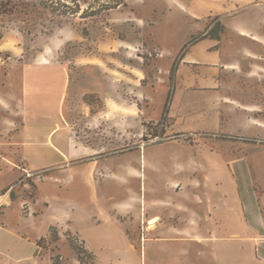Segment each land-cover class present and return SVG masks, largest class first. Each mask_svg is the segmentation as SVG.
Returning a JSON list of instances; mask_svg holds the SVG:
<instances>
[{"label": "rangeland", "instance_id": "1", "mask_svg": "<svg viewBox=\"0 0 264 264\" xmlns=\"http://www.w3.org/2000/svg\"><path fill=\"white\" fill-rule=\"evenodd\" d=\"M65 1L78 14L65 18L37 10L33 15L17 11L0 16V95L8 101L2 103L4 116L16 118L20 101L10 95L21 96L26 77L32 91H49L56 98L64 89L66 115L77 135L83 140L110 141L100 169L110 173L124 166L140 169L143 151L147 164L142 168L148 179L143 194L148 202L168 195V170L180 168L206 179L237 205V211L226 217L228 233L257 235L247 222L264 227V130L257 126V120L264 121V109L258 107L260 111L250 116L219 105L216 92L205 90L203 84L204 76L216 71L201 62L214 55L207 50L208 39L225 38L230 44L238 27L261 26L264 31V0H129L126 7L96 15L91 12L109 0ZM238 97L248 101L245 93ZM262 101L258 98L254 103ZM88 115L97 119L88 124ZM152 165L163 169L164 175H157ZM32 179L39 180L25 172L14 187L25 188L27 196L33 197L37 186ZM96 179L102 180V175ZM126 180L123 184V177H109L99 185L100 198L109 209L125 202L130 191L141 194L139 179ZM143 201L142 195L140 208ZM84 211L75 227L94 245L101 242L96 236L103 230L111 232L109 243L124 245L114 225L97 230L90 217L94 206ZM120 219L135 221L137 216ZM12 220L16 226L14 216ZM38 223L45 233L44 219ZM135 230H127L126 244L138 250L133 263L141 264L145 242ZM64 235L40 243L43 264H53L52 257H58V264H79L74 246L82 253L81 264H108V257L100 262L92 257L78 236ZM183 245L149 241L147 264L181 260L176 255Z\"/></svg>", "mask_w": 264, "mask_h": 264}, {"label": "crops", "instance_id": "2", "mask_svg": "<svg viewBox=\"0 0 264 264\" xmlns=\"http://www.w3.org/2000/svg\"><path fill=\"white\" fill-rule=\"evenodd\" d=\"M235 36L230 44L225 38L207 40V50L214 55L207 56L201 65L215 69L216 73L204 76L203 84L205 90L216 92L219 105L254 116L260 111L258 107L264 109V101L261 105L254 103L264 98V31L261 26L238 27ZM23 85L21 96L10 95L20 101L15 109L16 118L4 116L6 108L2 103L8 101L0 95V264L45 263L37 243L50 237L51 228L60 237L67 232L78 236L98 262L102 257L110 258L108 264H134L138 250L126 244L129 229H136L137 237L145 242L141 264H147L149 241L160 246L184 243L176 255L182 259H175L172 264H264V227L259 222H247L248 228L257 230V235L228 233L230 224L226 217L237 211V205L230 203L221 189L186 170L173 168L165 179L168 195L148 202L143 194L148 190L147 170L142 168L147 164L143 151L140 169L124 166L112 173L100 169L110 141L83 140L77 135L66 115L64 89L55 98L49 91H32L29 77ZM240 93H245L248 101L241 100ZM86 118L88 124L97 119L94 115ZM257 121V126L264 130V121ZM152 166L157 175H164L163 169ZM25 172L39 179H32L37 186L33 197L27 196L25 188L14 187ZM99 173L102 180L96 179ZM109 177H123V184L126 177L139 179L141 194L130 191L125 202L109 209L98 192L99 185ZM142 195L140 208L138 201ZM25 206L28 213H24ZM90 206L96 210L90 217L96 221L97 230L105 224L114 225L124 240L123 246L109 243L113 237L105 230L98 232L96 237L101 242L96 246L75 227V220L83 218L84 210ZM131 215H136L137 220L120 219ZM40 219H44L45 233L38 229ZM77 262L81 264L79 259ZM152 264L158 262L153 260Z\"/></svg>", "mask_w": 264, "mask_h": 264}, {"label": "trees", "instance_id": "3", "mask_svg": "<svg viewBox=\"0 0 264 264\" xmlns=\"http://www.w3.org/2000/svg\"><path fill=\"white\" fill-rule=\"evenodd\" d=\"M128 1L129 0H109L105 4H102L98 10L91 12V14L96 15L98 13L110 12L121 7H126ZM37 10H42L50 15H56L57 17L65 18L78 14V11L75 10V8H73V6H71V4L65 0H0V16L14 15L17 13V11H20V13H24L25 15H33ZM2 38L3 35L0 33V40H2ZM85 97L89 98L90 96ZM56 231L57 230L55 228H51L50 230V236L52 237L53 241L60 239ZM45 239L46 238H42L38 241L37 246L39 248H41L40 243ZM74 250L77 252V255L81 261L82 253L80 248L74 246ZM86 251L88 252V250ZM92 257L94 256L92 255ZM52 261L53 264H58L59 259L58 257H52Z\"/></svg>", "mask_w": 264, "mask_h": 264}, {"label": "bare ground", "instance_id": "4", "mask_svg": "<svg viewBox=\"0 0 264 264\" xmlns=\"http://www.w3.org/2000/svg\"><path fill=\"white\" fill-rule=\"evenodd\" d=\"M154 222H155V220L151 221L150 223H154Z\"/></svg>", "mask_w": 264, "mask_h": 264}]
</instances>
